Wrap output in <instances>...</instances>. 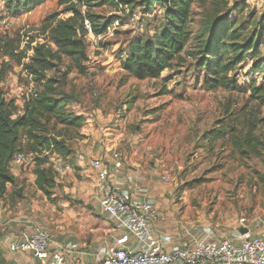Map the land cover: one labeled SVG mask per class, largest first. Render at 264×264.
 <instances>
[{
  "label": "rangeland",
  "instance_id": "1",
  "mask_svg": "<svg viewBox=\"0 0 264 264\" xmlns=\"http://www.w3.org/2000/svg\"><path fill=\"white\" fill-rule=\"evenodd\" d=\"M58 1L43 0L13 15L15 0H0V37L19 39L14 52L21 57L17 64L0 54V63L8 65L0 90L18 114L29 94L55 92L62 106L46 124L45 134L59 135L70 147L69 168L57 172L59 156L33 152L21 132L17 145L27 158L11 162L15 181L7 185L0 204L76 247L91 251L108 247L115 224L102 212L86 163L90 156H100L107 162L119 160L122 174H129L140 194L155 202L156 224L163 222L188 236L197 231L239 235V229L247 227L263 236L264 107L250 101L249 93L206 88L205 71L197 60L211 0L192 4V37L182 60L174 61L158 78L144 80L123 70L121 60L131 40L153 39L162 29L169 5L114 0V5L79 6L109 24L103 34L86 36L84 71L71 68L62 58L57 66L54 61L44 79L36 80L38 75L24 68L31 63L34 47L44 43L55 50L48 33L41 31L45 19L51 16L55 22L71 16ZM236 1L241 3L230 4V16L250 23L249 30H258L264 24V0ZM231 76L242 87L252 80L257 87L264 84V74L253 71L249 59ZM48 79L54 83H46ZM73 117L82 118L80 125L69 122ZM249 140L254 149L248 148ZM39 160L52 170L54 185L48 194L35 185L33 171Z\"/></svg>",
  "mask_w": 264,
  "mask_h": 264
},
{
  "label": "trees",
  "instance_id": "2",
  "mask_svg": "<svg viewBox=\"0 0 264 264\" xmlns=\"http://www.w3.org/2000/svg\"><path fill=\"white\" fill-rule=\"evenodd\" d=\"M43 0H15L13 15L20 11L30 10ZM59 0V5H64L71 16L51 22L47 17L41 28L42 33H48L49 41L55 50L46 48L45 44L34 47L30 64L24 68L38 75L36 80L44 79V73L62 63V58L70 61V67L80 73L84 71V62L87 60L86 36L92 33L98 36L106 32L109 24L101 23L100 17L89 10L82 12L79 6L87 9L95 5H114V0ZM148 6L157 3H167L165 11L166 23L153 36V39L135 38L128 44L125 57L121 60V67L136 79H154L169 69L174 61H181V53L191 40L189 28L192 15V4L206 0H143ZM236 0H211L212 11L208 23L199 37L203 38L199 44L198 67L205 71L206 88L210 91H239L249 93L250 101L254 100L257 107H264V84L257 87L254 80L247 87H242L231 76L236 66L251 61V68L255 72L264 74V24L256 30H249L247 21H239L238 17L230 16V4ZM241 3V2H239ZM238 3V5H239ZM233 6V7H234ZM240 8L236 10L241 11ZM85 21L88 22L89 29ZM15 41L0 37V54L9 57L20 64L21 57L15 54ZM8 70L7 62L0 63V82ZM52 82L48 79L46 83ZM56 83V82H55ZM51 86L49 91L51 90ZM55 94V92H53ZM51 92H34L26 97L23 102V112L18 114L12 101H7L0 90V200L5 196L7 185L15 181V176L10 171L11 162L16 154H24L19 148L18 141L22 132L30 149L42 155L53 153L58 158L67 159L71 154L70 147L58 136L45 134L46 124L52 116L60 113L62 103L55 99ZM264 121V118H262ZM73 125H80L82 118L73 117L69 121ZM254 129V126H253ZM248 148L254 149L252 140ZM25 155V154H24ZM46 157V156H45ZM35 185L48 194L47 189L53 187L54 178L51 167H45L39 160L33 171Z\"/></svg>",
  "mask_w": 264,
  "mask_h": 264
},
{
  "label": "built area",
  "instance_id": "3",
  "mask_svg": "<svg viewBox=\"0 0 264 264\" xmlns=\"http://www.w3.org/2000/svg\"><path fill=\"white\" fill-rule=\"evenodd\" d=\"M85 24L89 29L87 21ZM25 158L24 154L18 153L13 161L21 162ZM58 160L57 172L69 168L66 159ZM86 163L101 198L102 212L134 238L136 247L102 248L100 258L94 263L77 259L67 261L68 248L54 242L46 230L31 225L11 237L8 242L10 252L29 253L39 264H264V237L259 235L247 234L236 242L231 238L215 240L210 234L197 231L189 243L165 247L155 229L159 214L154 201L137 197L129 187L119 183V178H130L129 174H122L121 162H107L100 156H90ZM134 186L139 192L140 186Z\"/></svg>",
  "mask_w": 264,
  "mask_h": 264
},
{
  "label": "crops",
  "instance_id": "4",
  "mask_svg": "<svg viewBox=\"0 0 264 264\" xmlns=\"http://www.w3.org/2000/svg\"><path fill=\"white\" fill-rule=\"evenodd\" d=\"M246 1H254V0H246ZM260 3V2H259ZM130 177V176H129ZM126 178H119V183L125 187H129V189L137 196V197H145L140 194L134 186L135 181ZM148 198V197H145ZM155 203V202H154ZM25 214L17 213L11 209L0 204V264H39L38 260L32 257L29 253H13L8 249V242L11 237L17 234V232L24 228H29L31 226L30 221L26 218ZM112 229V228H111ZM157 235L164 243L165 247L170 246H181L189 243L193 238V234L187 235L186 232H179L175 228L168 226L167 224L158 221L155 226ZM248 235H259L257 234V229H253L247 227ZM239 232V235L227 236L226 234H220L219 236L210 235L212 239L218 240L222 238H231L234 241L238 242L245 235ZM262 236V235H260ZM264 237V235L262 236ZM111 245L108 247H98L91 248L86 247H76L75 245L70 244L67 240H59L53 237L54 242L63 243L69 250L67 254L66 260H74L77 259L81 262L94 263L100 258V250L102 248H110L115 246H123L127 248H135L136 242L134 238L125 232L122 228L115 224V229H112V233L110 234Z\"/></svg>",
  "mask_w": 264,
  "mask_h": 264
},
{
  "label": "water",
  "instance_id": "5",
  "mask_svg": "<svg viewBox=\"0 0 264 264\" xmlns=\"http://www.w3.org/2000/svg\"><path fill=\"white\" fill-rule=\"evenodd\" d=\"M248 229L247 228H240L239 229V232L241 233V234H247L248 233Z\"/></svg>",
  "mask_w": 264,
  "mask_h": 264
}]
</instances>
